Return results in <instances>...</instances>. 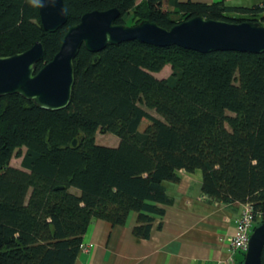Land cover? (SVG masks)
I'll use <instances>...</instances> for the list:
<instances>
[{
    "label": "trees",
    "instance_id": "trees-1",
    "mask_svg": "<svg viewBox=\"0 0 264 264\" xmlns=\"http://www.w3.org/2000/svg\"><path fill=\"white\" fill-rule=\"evenodd\" d=\"M63 1L66 24L47 32L37 0H0V56L40 41L39 69L93 10L117 8L115 24L126 26L147 20L168 29L194 16L264 25V2ZM165 66L170 74L158 78ZM73 68L64 109L0 96V264H74L93 221L121 226L131 212L133 237L148 239L173 202L164 183L178 182L181 170H200L204 196L248 204L255 225L264 223V51L200 53L131 40L99 52L81 46ZM98 132L118 143L98 144Z\"/></svg>",
    "mask_w": 264,
    "mask_h": 264
},
{
    "label": "water",
    "instance_id": "water-1",
    "mask_svg": "<svg viewBox=\"0 0 264 264\" xmlns=\"http://www.w3.org/2000/svg\"><path fill=\"white\" fill-rule=\"evenodd\" d=\"M40 22L47 32L64 26L68 11L63 0H37ZM119 10H93L65 32L53 58L37 69L44 58V47L36 41L30 48L0 56V96L17 94L46 110H61L71 100L74 83L73 60L81 46L99 52L107 45L137 40L153 46L176 45L200 53L213 51H264V25L234 23L194 16L166 29L154 22L133 26L115 24ZM75 143V141L73 142ZM264 223L255 225L242 264H261Z\"/></svg>",
    "mask_w": 264,
    "mask_h": 264
},
{
    "label": "crops",
    "instance_id": "crops-1",
    "mask_svg": "<svg viewBox=\"0 0 264 264\" xmlns=\"http://www.w3.org/2000/svg\"><path fill=\"white\" fill-rule=\"evenodd\" d=\"M192 1H224L234 5L264 2ZM178 175V182L164 183L173 202L165 207L162 218H156L148 239L137 241L132 235L135 212H131L121 226L93 221L82 239V244L88 248H80L74 264H235L242 253L231 248L229 238L235 234L243 206L213 202L204 196L200 170H181ZM159 222L161 228L156 227Z\"/></svg>",
    "mask_w": 264,
    "mask_h": 264
},
{
    "label": "built area",
    "instance_id": "built-area-1",
    "mask_svg": "<svg viewBox=\"0 0 264 264\" xmlns=\"http://www.w3.org/2000/svg\"><path fill=\"white\" fill-rule=\"evenodd\" d=\"M254 227V219L250 205H245L237 221L235 234L229 238V244L234 251L245 252L249 237ZM87 250V246H81Z\"/></svg>",
    "mask_w": 264,
    "mask_h": 264
},
{
    "label": "rangeland",
    "instance_id": "rangeland-1",
    "mask_svg": "<svg viewBox=\"0 0 264 264\" xmlns=\"http://www.w3.org/2000/svg\"><path fill=\"white\" fill-rule=\"evenodd\" d=\"M169 74H170V67L169 66H165L161 72L156 73V76L158 78H160L162 76L166 77ZM149 112L154 114V115L159 116L153 109L149 110ZM144 125H145V122L142 123L141 129L144 127ZM96 142L98 144H102V145L115 146L118 143V137L115 136L114 134H111V133L98 132L97 136H96ZM23 152H24V149H21V154ZM20 161H21V156H19L18 151H14L12 153V157H11L10 163L12 165L18 166L20 164Z\"/></svg>",
    "mask_w": 264,
    "mask_h": 264
},
{
    "label": "clouds",
    "instance_id": "clouds-1",
    "mask_svg": "<svg viewBox=\"0 0 264 264\" xmlns=\"http://www.w3.org/2000/svg\"><path fill=\"white\" fill-rule=\"evenodd\" d=\"M36 2V0H32V3L34 4ZM245 205H247V204H245ZM244 205V206H245ZM244 206H243V208H244ZM243 208H242V210H243ZM242 212V211H241ZM241 215V214H240ZM254 227H255V223H254ZM254 227H253V229H254ZM253 231V230H252ZM252 233V232H251ZM251 235V234H250ZM250 238V237H249ZM83 245V244H82ZM81 245V246H82ZM85 246V245H84ZM248 247V246H247ZM80 248H82V247H80ZM247 250V249H246ZM239 252V251H238ZM240 253H245V252H240Z\"/></svg>",
    "mask_w": 264,
    "mask_h": 264
}]
</instances>
